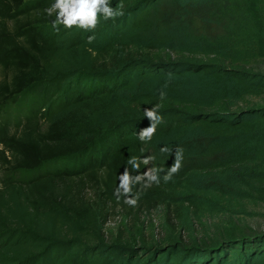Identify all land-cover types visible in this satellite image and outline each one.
<instances>
[{"label": "trees", "instance_id": "trees-1", "mask_svg": "<svg viewBox=\"0 0 264 264\" xmlns=\"http://www.w3.org/2000/svg\"><path fill=\"white\" fill-rule=\"evenodd\" d=\"M110 2L123 14L84 32L53 27L54 0H0V109L29 93L40 117L0 134V264H264V229L194 232L231 199L264 200V0ZM153 166L136 206L117 198L125 168ZM162 206L157 224L139 216Z\"/></svg>", "mask_w": 264, "mask_h": 264}, {"label": "clouds", "instance_id": "clouds-1", "mask_svg": "<svg viewBox=\"0 0 264 264\" xmlns=\"http://www.w3.org/2000/svg\"><path fill=\"white\" fill-rule=\"evenodd\" d=\"M121 5L117 4L115 7L111 5L110 0H54L45 11L49 16L55 15L53 27L59 31L60 25L64 29L71 30L74 27L84 32H95L100 26L101 17L104 21L115 19L123 13L119 11ZM94 37H89L91 42ZM166 93L161 92L160 98L163 100ZM159 105L144 110V116L150 121V125L141 129L138 133V139L141 142H150L154 137L158 124L162 121V117L158 115ZM162 151H168L167 148ZM154 161V157L146 156L143 159L138 157H131L128 164L132 169L138 171L141 164L149 165ZM183 149L177 147L174 152V160L168 168L166 174L163 176V181L168 183L172 181L173 176L178 173L182 166ZM162 169L153 166L147 168L143 174L132 175L128 168L119 177V185L116 191L117 198L121 195L130 196L134 198L126 199L124 202L129 206H136L139 199V194H133V189L137 186L144 188L150 187L153 184L159 185L161 183L160 172Z\"/></svg>", "mask_w": 264, "mask_h": 264}, {"label": "rangeland", "instance_id": "rangeland-1", "mask_svg": "<svg viewBox=\"0 0 264 264\" xmlns=\"http://www.w3.org/2000/svg\"><path fill=\"white\" fill-rule=\"evenodd\" d=\"M261 71H264V64L261 66ZM3 78V73L0 69V80ZM39 107L37 97L29 93L20 95L16 100L9 102L7 105L0 109V134H12L18 132L23 128L27 122L33 120H39L38 113H36ZM41 122V120H40ZM0 156V179L2 178V166ZM54 166L48 165L44 169L53 168ZM232 200L233 206H228L230 210L222 213H209L205 212L201 221L202 224L195 223L194 232L197 235H202L205 232L209 234L215 232L216 228L227 222L229 219H235L239 224L249 226L255 230L264 229V200L257 198H239L238 200ZM227 206V201H222ZM244 212H234L240 209ZM166 210L165 206H162V210L152 209L146 211V208L141 209L140 218L147 217L146 221H152L157 224L162 217L163 211ZM120 222V215H111L107 226L111 229H115Z\"/></svg>", "mask_w": 264, "mask_h": 264}]
</instances>
